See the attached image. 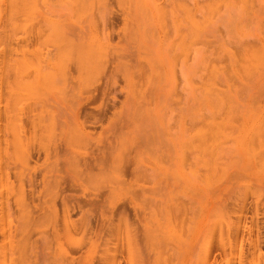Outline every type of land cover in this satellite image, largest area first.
Listing matches in <instances>:
<instances>
[{
  "label": "rangeland",
  "instance_id": "obj_1",
  "mask_svg": "<svg viewBox=\"0 0 264 264\" xmlns=\"http://www.w3.org/2000/svg\"><path fill=\"white\" fill-rule=\"evenodd\" d=\"M34 1L80 58L0 101V264H264V0Z\"/></svg>",
  "mask_w": 264,
  "mask_h": 264
},
{
  "label": "bare ground",
  "instance_id": "obj_2",
  "mask_svg": "<svg viewBox=\"0 0 264 264\" xmlns=\"http://www.w3.org/2000/svg\"><path fill=\"white\" fill-rule=\"evenodd\" d=\"M34 2H35L34 0H0V14H3L0 16V28L3 29V31L0 29V45L6 44V46L8 45V47L10 48L12 43H16V47L12 46L11 52L9 53V57H7V55L5 53L4 46L0 49V56L2 57V61L0 62V64H2L1 68H0L1 69V72H0V101H1L3 96H8V97H6L7 100H10V98L12 97L11 99L13 101V100H15V96H17V95L18 96H20V95L24 96V93L26 95V92H27V95H28V93L34 94L35 92H37L40 94V96H38V94H37L38 98L39 97L40 98H46L47 96L44 97L46 95L45 92L49 93V94L47 93V95H50L52 93L57 94V92L58 93L61 92L63 94V89L65 88L66 84H64V86H62V87H60V85H63V83H66V80H68L67 79V77H68L67 66L70 64L68 62H71L72 58L76 59L75 61L77 62L78 57L80 56V53H79V56L72 54V51L76 47H77L76 51L78 50V52H79V48H80L79 44H77V45L72 44V43L68 44L66 41L63 42V44H62L61 40L58 43H55L56 41L51 42V40L49 38L50 17L48 14L50 6L48 5L49 6V7H47L48 9L46 8L47 4H49L48 0H43V2L46 3L44 6L46 8V11L44 10L45 12H42V15L44 13L45 16H43V18H42L41 25L40 24L38 25L39 30L37 28V25H35L32 22L30 24L29 29L27 28V32H25V34L22 36L21 35L18 36L19 33L17 32V30H19L20 27L18 25H16V24H18V21H16V15L21 10H23L29 6H32L34 4ZM47 10H48V12H47ZM26 11H29V10H26ZM22 13H20V14H22ZM28 15H29V13L27 14V16ZM16 26H17V30H15ZM1 32L3 34H1ZM58 33H59V31H58ZM60 36H62V34ZM60 36H59V38H57V37L56 38L60 39L61 38ZM65 39H66V36H65ZM32 45L33 46L40 45L41 47L44 46L43 48L40 47V49L43 50V52L42 51L40 53L35 52V50H33L34 48L32 49ZM50 45L54 47V49H53L54 51L50 48L51 47ZM72 47H73V49H72ZM40 49H37V50H40ZM71 54L74 55V57H72ZM75 56H77V58ZM35 57L37 58L36 60H39V61L41 60V62L38 61L39 62L38 63L36 61V63H35V60H34ZM72 62H73V60H72ZM80 63H81V60L78 62V64H80ZM35 64H37V65L40 64L41 67L38 65L36 68ZM21 65H25V66L22 67ZM57 80H58V83L59 82H62V83H59L60 84L59 85L57 83ZM37 83H40V84L37 85ZM17 84H21V85L23 84L24 86L22 85L21 89L23 87H24V89L23 90L20 89L21 91H19V88L16 89L14 87V85H17ZM67 85H68V83H67ZM33 86H34L35 91L33 90V92H31L32 91L31 90L30 92H28L27 90L32 89ZM19 87H20V85H19ZM25 87L27 88L26 90H25ZM70 89H71V87H70ZM24 90H25V92H24ZM22 91L24 93H21ZM17 98H18V100L20 99V97H17ZM49 98L52 99V97H49ZM16 102L18 104V101H16ZM36 105H39V104L36 103ZM5 106H7V108L9 110H7L8 113L6 112L7 116L5 114H4V116H6V119L9 118V120L12 122L13 120L10 119V115L8 116V114H10L9 111H11L10 110V103H8V105L6 104ZM14 108H15L14 109L15 111H13V112H15V113L13 115L16 117L15 114L18 110V107L15 106ZM12 110H13V107H12ZM4 111H6V110L4 109ZM51 117H52V114L49 115V121L51 123L48 121L49 124L45 125V129L47 126H49V128H50L51 125L53 124V121L50 119ZM13 119H14V117H13ZM1 120L3 121L2 114L0 112V129H1V125H2ZM10 121L8 122V119H7V124H6L7 126L9 124L12 126L15 123V121L12 123ZM10 125H9L10 128L8 127L9 130L12 128ZM77 127H78V125L76 126V129L70 130V131L71 132L74 131L72 133H75V130L79 129ZM14 133L16 134L15 130H14ZM69 134H70V132H69ZM76 137H78V133L75 135L74 138H76ZM74 138H73V135H72V138H69L70 143L74 142ZM71 139H72V141H71ZM75 141H76V139H75Z\"/></svg>",
  "mask_w": 264,
  "mask_h": 264
}]
</instances>
